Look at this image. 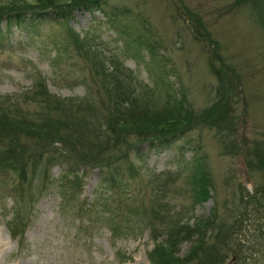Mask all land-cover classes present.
Wrapping results in <instances>:
<instances>
[{
    "label": "rangeland",
    "instance_id": "rangeland-1",
    "mask_svg": "<svg viewBox=\"0 0 264 264\" xmlns=\"http://www.w3.org/2000/svg\"><path fill=\"white\" fill-rule=\"evenodd\" d=\"M107 8L123 11L117 26L130 36L119 38L98 12L101 23L78 13L67 24L42 20L5 32L0 24V144L13 141L0 146V264H149L150 237L163 240L169 219L189 227L211 215L219 228L207 234L205 252L190 264H264V172L257 166L260 159L264 164V0H108ZM72 32L83 39L87 55L77 51ZM128 42L142 43L137 51L144 57L136 60ZM148 42L156 44L158 65L182 86L192 110L226 97L222 124L192 128L162 153L132 151L130 169L126 164L116 172L124 189L112 195L103 185L112 168L74 169L56 154L66 153L58 143L38 157L36 139L16 135V121L65 122L68 104L73 115L95 126L96 113L107 116L112 100L100 90L92 60L119 64L118 90L129 94L151 85L143 62ZM162 88L152 90L151 103L162 102ZM192 156L200 157L211 180L209 198L195 206L192 166L184 164ZM58 158L61 164L54 163ZM20 172L27 183L19 181ZM189 250L190 243L181 241L171 255L180 261Z\"/></svg>",
    "mask_w": 264,
    "mask_h": 264
},
{
    "label": "trees",
    "instance_id": "trees-1",
    "mask_svg": "<svg viewBox=\"0 0 264 264\" xmlns=\"http://www.w3.org/2000/svg\"><path fill=\"white\" fill-rule=\"evenodd\" d=\"M107 4L108 0H68L65 3H57L52 0H16V2L9 0L5 4L0 3V24L3 26V32L12 26L17 28V26L21 27L25 24L36 25V23L42 20L67 24V21L74 20L75 14L78 13L79 15L87 14L88 21H93L94 19L101 23L94 15V13L98 12L104 21L110 22L113 29L116 27L119 38L122 39L130 36L131 34L126 31L124 25L117 26V23L120 24L118 15L123 13V11H118L116 8L108 9ZM2 34L0 32V35ZM71 35H73L74 44H76L79 54L82 56L87 55L84 51L85 44L82 43L83 39H79L78 35L73 32ZM140 44L142 43L129 44L128 42L133 55L138 56L136 60L139 57H144L139 56L137 51L141 47ZM144 46L147 48L145 52H147L148 57L143 62L150 73L149 82L151 85L145 84L140 89L130 88L129 94H126L123 88L118 90V86L121 87L118 80L119 75H117V66L119 64L110 61V65H104L102 62L96 65L92 60L91 65L94 74L95 76H99L100 79V90L103 94H108L110 100H112L110 103V107L112 108L107 112V116L98 117V112L96 113L95 126L89 128L87 126L88 123L82 121L77 112H75L76 115H73L74 110L70 111L72 107H69L72 105L68 104L64 111L66 110V113H70V115L66 117L65 122H55V120L43 123H30L24 120L16 121L15 124L18 129L16 135L24 134L28 138L36 139L33 148H35V155L38 157L39 155L41 156L40 152H43L42 154L50 152V150L45 151L46 147L58 143L62 146L61 148L66 152V155L61 152L56 154H58L59 158L63 160L68 159L71 163L75 164L74 169L79 168L83 171L84 169H94L99 172L103 169L110 170L112 168L111 171L105 173L108 179L103 183V185L108 186L104 188L106 192L112 195L114 190L118 189L116 191L122 192L124 189L121 181L116 182L115 180L116 172H119L122 166L126 164L128 165V170L130 169V163L127 162V158L132 151L140 152L142 147H144L147 153H162L164 150L170 148L186 131L192 128H217L219 124H222L226 120L227 102L225 101V96H217L215 101L211 102V105L199 113L192 110L190 105L187 104L186 99H184L185 93L182 86H175L176 83L169 81L166 78L167 72L164 70V66L162 64L158 65L159 59L155 51L156 44L148 42ZM101 56L105 58V56ZM155 66H159V68L156 69ZM124 70L131 73L129 69L126 70L124 68ZM214 70V74L216 73L218 79H223L219 70H216V68ZM152 85H154V88H152ZM223 86V83H220L219 89ZM156 87L160 89L163 87L162 93H157L160 99L164 97L162 102L158 104L151 103V99H153L151 96L152 90ZM140 101L141 104L138 106ZM122 102L126 106H120L119 103ZM87 103L90 105V108H94V102ZM105 123L108 124L109 132L104 127ZM53 124L54 126H52ZM102 124L103 126H101ZM50 126L53 127L52 130H50ZM8 127L11 128L10 125ZM100 128L103 129L99 131ZM89 132L94 133L91 140L86 139L85 136ZM11 133L14 135V132ZM6 134L8 137L9 132L6 131ZM12 144L13 141L7 145L0 144V146L4 148ZM62 159L54 161V163L61 164L63 162ZM200 160L199 156H192L184 162V164L192 166V172L189 175L188 181H190L192 188L191 202L193 206L205 202L211 192V180L208 177L206 169L202 167ZM258 164L257 166L262 167L260 170L264 172V164L261 159ZM81 174L82 171L80 172ZM130 175L135 176L136 172L130 173ZM24 180L26 178L20 172L19 181ZM103 207V209L106 208L105 203H103ZM82 208L86 210L90 207L82 206ZM213 217L214 215L205 218L202 216L195 218L189 227L187 225H179L177 222L173 223V219H169L172 225L169 222L166 231L160 234L164 238L163 240L161 239L158 243H154V238L150 237L153 245L151 246V251L146 256L149 264H190L195 257H198L197 254L205 252L206 245L204 243L207 240V234L212 235L219 228L214 223ZM5 228L9 236L12 239H16L17 233L14 232V229L9 224ZM152 231L153 228H150V233ZM181 241H188L190 243V250L179 261L178 258L174 257V254L171 255V252L174 246L178 245ZM166 248L169 250L167 251Z\"/></svg>",
    "mask_w": 264,
    "mask_h": 264
}]
</instances>
